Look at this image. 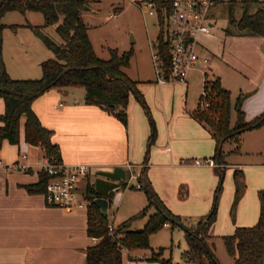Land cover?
I'll return each mask as SVG.
<instances>
[{"label":"rangeland","instance_id":"374dc122","mask_svg":"<svg viewBox=\"0 0 264 264\" xmlns=\"http://www.w3.org/2000/svg\"><path fill=\"white\" fill-rule=\"evenodd\" d=\"M87 2L89 8L96 9L95 13L90 14V19L84 18L89 29L90 43L95 55L100 59H107L109 57L108 48H115L118 52L131 51L129 65L123 71L131 79L144 81L140 86L145 96L143 91L139 90L146 110L136 101L141 119L138 116L135 117V127H140L142 123L146 125L148 136L150 121L154 127L153 141L148 146L147 141H145L144 145L145 175L150 189L154 191L172 214L179 216L183 226L188 227L210 210L212 190L216 184L215 187H218V190L215 199L214 220L210 225L209 233L212 231L228 232L218 235L217 238L220 240L221 245L220 248H216V252L224 255L226 259H230L225 253L221 237L231 234L235 227L253 225L257 219V191L264 186V152L249 153L254 151L248 149V147L254 146V142L257 140L252 131L260 130L264 123L257 128L235 134L222 142L219 152L221 160L226 163L222 175H220V172L216 176L213 175V170L217 171L218 169L217 166L212 170L214 168L212 166H196L191 163L193 159L202 160L214 157L213 142L209 139L197 141L196 144L190 143L189 148L180 149L183 154L178 159L172 161L168 157L163 159L162 152L165 151L166 153L169 150L165 138V117L170 112L179 116L180 110L194 106L202 88L201 79L189 83L186 91L179 85L166 84L161 86L159 92L157 85L146 82V80L154 78L149 46L156 43L158 26L154 15H147L139 9L138 5H142L144 0H137L136 2L133 0H87ZM243 3L238 0L230 3L219 2L210 8L208 16L209 21L212 23L209 29L210 33L200 35L199 40L204 47L215 52L216 56H218L219 50L224 44L223 39L227 35L224 33L225 28L231 30L232 34L230 35H235L236 31L230 19H237L240 16ZM254 8L255 4L250 3L249 10ZM84 15L88 14L84 13ZM35 22L38 23L35 24ZM0 23L5 25L1 31V59L7 75L14 79L39 78L41 75L39 60L51 58L52 53L45 47L39 36L26 24H42L40 32L53 42L61 43L54 25L43 26L42 15L37 11H25L24 13L6 11L0 15ZM11 24L17 26L13 29L8 26ZM211 69L214 72L219 69L223 70L224 65L214 57ZM71 89L76 94L83 92L82 88ZM235 99L236 97H233V101H230V128L234 126L236 121V112L233 106ZM196 109L204 110L199 105ZM254 117L252 116L247 121ZM175 123V129L178 132L179 129L180 131L185 129V135L191 136V138L196 136L194 134L195 129L199 130L191 120L179 118L175 119ZM179 123L181 124L179 125ZM183 124L185 125L184 128ZM262 129H264V126L260 131ZM160 141L165 149H157V161H152L150 153L153 149H150V147ZM213 160L216 162V158ZM234 163L243 165L241 171L227 166ZM234 170H237L235 178L239 186L242 187L231 218L229 209L233 200ZM179 180H183L181 183H184V185H187L186 182L189 183L191 188V194L184 201H178L175 197L174 187ZM84 182V180L77 182L79 193L82 192ZM136 185V179L130 178L126 186L110 201L106 214L109 225L118 224L133 215H137L127 223V228L135 231V229L142 228L148 215L154 211L153 206H149L143 214L138 215L139 211L146 207L147 197L142 189L135 188ZM208 187L209 193H205ZM83 201L86 204L84 199ZM229 218L231 222H229ZM225 220L227 221L226 226ZM146 245L145 247L135 246L131 249L135 252L147 253L150 256V250L162 248L161 257L170 258L173 264H184L180 257L185 248L183 227L163 225L155 232L147 235Z\"/></svg>","mask_w":264,"mask_h":264},{"label":"crops","instance_id":"0c3cea01","mask_svg":"<svg viewBox=\"0 0 264 264\" xmlns=\"http://www.w3.org/2000/svg\"><path fill=\"white\" fill-rule=\"evenodd\" d=\"M95 10V8L90 11L81 10V18L85 24L84 18L90 19V14L95 13ZM87 35L90 40L88 26ZM223 42L216 56L215 52L208 50L199 40L197 53L207 57V63L195 64L188 72L184 83L167 82L158 85L155 78L148 79L146 82L157 85L159 92L161 86L166 84L179 85L186 91L189 83L201 79L202 87L204 80L216 78L220 86L229 92L231 102L233 97L241 95L240 109L244 120L247 121L264 110V38L227 34ZM214 57L224 65L223 70L214 72L211 69ZM132 80L136 81V87L140 92L142 90L140 84L144 81L133 78ZM198 100L199 96L194 106L183 108L179 116L170 112L165 117V138L169 150L166 153L162 152L163 159L167 157L170 161L178 159L183 154L180 149L189 148L190 143L196 144L197 141H205V139L213 142L214 152V140L207 129L191 115L198 106ZM3 106V100L0 97V114L3 112ZM31 108L40 124L52 130L51 140L59 147L60 161L68 165L78 163L89 165L90 172L87 177L91 181L97 170H111L115 166H121L125 169L126 177L131 175L128 178L129 181L130 178L136 179L141 170L146 168L144 145L147 141L148 129L143 123L140 127H135V117L138 116L139 119L141 117L136 99L132 96H129L125 109V124L119 122L113 114L97 106L84 104L83 92L76 94L71 88H66L64 91L50 88L32 101ZM179 118L191 120L199 128V130L195 129L194 138L185 135V129L183 131L179 129V132L175 129V119ZM23 122L24 117L20 116L16 144H10L4 139L0 142L2 163V166L0 165V264H85V250L96 242V239L86 234L85 205L72 207L47 205L43 195L29 194L24 189V185L36 182L37 172L40 170L44 157L40 147L24 141ZM184 126L183 124V128ZM257 130L259 129L252 131L257 140L254 146L248 147L254 151L249 153L264 152V129ZM150 149H153L150 153L151 160L157 161V149L165 148L160 141ZM210 158L213 159V157ZM16 162L24 168L5 169L3 167V164ZM215 163L212 170L217 166L218 172L213 170V175L216 176L219 172L222 175L226 163L223 161L219 163L218 160ZM126 165H129V171ZM227 166L241 171L243 165L234 163ZM181 182L183 180H179L174 187L178 201H184L191 194L189 183L186 182L187 185H184ZM215 185L212 190V203L216 192ZM261 189L264 190V186ZM119 191L114 193L113 197L118 195ZM205 193H209V187ZM229 222H231L230 218ZM164 226L169 225L164 224ZM220 233L228 232L212 231L208 242L212 243L213 252L219 264H232L230 256V259H226L224 255L216 252V248H220L221 245L217 238ZM148 256L147 253L135 252L132 249L125 250L122 252L121 264H156L149 260Z\"/></svg>","mask_w":264,"mask_h":264},{"label":"trees","instance_id":"16d2710c","mask_svg":"<svg viewBox=\"0 0 264 264\" xmlns=\"http://www.w3.org/2000/svg\"><path fill=\"white\" fill-rule=\"evenodd\" d=\"M157 10L166 7L165 0H151ZM243 10L237 19H230L235 35H253L264 38V3L255 0H242ZM255 4L249 10V4ZM259 4V5H258ZM87 0H0V15L6 11L40 12L43 26L54 25L61 43L53 42L40 32L42 25H30L32 31L39 36L45 47L52 53L51 58L40 61L41 75L36 79H14L7 75L1 59V31L5 26L0 23V97L3 100V112L0 114V142L4 139L10 144L18 142L19 117H24L23 139L26 143L42 149L43 157L54 163L60 161L59 147L51 140L52 130L42 126L31 108L32 101L50 88L64 91L66 88H82L83 103L97 106L107 113L113 114L122 124L126 123L125 109L129 96H133L146 110L142 95L136 87V81L130 79L123 71L129 65L131 51L118 52L108 48L107 59L98 58L87 35V26L81 18L83 6ZM159 12V11H158ZM15 28L17 25H8ZM225 34H232L225 28ZM155 47L164 62L167 59V42L163 40L159 29ZM202 87L207 93L209 102L204 110L195 109L192 117L202 124L214 140V158L222 162L219 148L224 140L248 129L259 127L264 123V110L253 119L245 121L240 109L241 95L236 96L234 109L236 121L229 127L230 97L229 92L220 86L218 80H204ZM154 127L150 121V133L147 146L154 139ZM145 162V159H144ZM233 171V200L229 209L232 218L236 201L240 195L239 186ZM50 176L43 169L37 172L34 183L24 185L29 194L43 195L45 184ZM82 198L86 201V234L96 242L85 250V264H121L122 252L135 246H147L146 237L164 224L178 225L184 229L185 248L181 252V260L187 264H219L212 243L208 242L210 225L214 220L215 200L210 210L194 224L184 227L179 216L172 214L159 197L150 189L143 168L136 176L137 188L142 189L147 197V207L154 211L148 215L139 232L127 228L129 217L116 225H109L106 217H102L92 204L97 197L92 181L84 177ZM126 182L122 183V187ZM216 187L215 195H217ZM216 199V197H215ZM111 200H108V204ZM258 214L253 225L235 227L233 232L223 235L225 252L232 259V264H264V190L257 191ZM108 207V205H107ZM161 249L150 250L149 260L156 264H173L170 258L161 257Z\"/></svg>","mask_w":264,"mask_h":264},{"label":"built area","instance_id":"2783aa9c","mask_svg":"<svg viewBox=\"0 0 264 264\" xmlns=\"http://www.w3.org/2000/svg\"><path fill=\"white\" fill-rule=\"evenodd\" d=\"M166 7L157 10L151 0H144L142 5H138L142 13L154 15L158 31H162L163 40L167 42V59L161 58L155 45L149 46L152 61V68L155 82L158 85L167 82L184 83L188 72L197 63L206 64L207 57L197 53L199 36L208 34L212 23L209 21V10L219 2H233L237 0H165ZM242 1V0H238ZM257 3H264V0H255ZM159 11V12H158ZM155 48V50H154ZM198 105L206 108L209 105L207 93L202 87ZM193 165L214 166L216 163L212 158L193 159ZM0 165L2 163L0 161ZM5 169H23L19 163L4 165ZM129 165L126 169L129 171ZM50 176L45 184L43 193L44 202L47 205L59 207H72L85 205L82 192L79 193L77 182L84 180L90 172L87 164H63L50 162L43 158L40 165ZM131 177V175L129 176ZM126 178V183L128 178Z\"/></svg>","mask_w":264,"mask_h":264},{"label":"water","instance_id":"95a60500","mask_svg":"<svg viewBox=\"0 0 264 264\" xmlns=\"http://www.w3.org/2000/svg\"><path fill=\"white\" fill-rule=\"evenodd\" d=\"M82 10L90 11L91 8L83 6ZM125 169L121 166H115L111 170H97L94 172L92 181L93 190L97 197L92 199V204L97 208L102 217H106L108 200H111L114 193L119 191L122 183L126 182ZM216 195H214L215 200ZM141 229H135L139 232Z\"/></svg>","mask_w":264,"mask_h":264}]
</instances>
